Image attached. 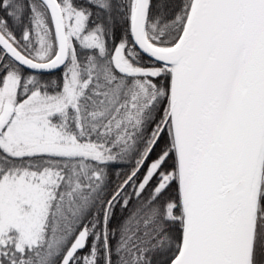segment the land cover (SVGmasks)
Here are the masks:
<instances>
[{"label":"trees","instance_id":"trees-1","mask_svg":"<svg viewBox=\"0 0 264 264\" xmlns=\"http://www.w3.org/2000/svg\"><path fill=\"white\" fill-rule=\"evenodd\" d=\"M58 1L72 4L80 11L85 34L99 39L98 48L76 44L77 50H71L67 66L53 75L27 72L0 49V88L12 68L21 76V89L34 78V87L39 93L52 90V94L65 99L64 90L69 84L66 71L71 70L79 78L70 104L60 114L52 112L50 116H57L51 123L65 133L82 132V136L76 137L79 143L94 146L95 156L83 157L80 162L86 172L92 166L89 170L93 187L85 193L92 191V199L80 213L73 215L69 209L63 218L68 238L65 250L58 257L65 255L71 241L85 228L89 231L88 246L71 264H171L183 242L184 215L174 139L171 129L167 131L170 123L143 168L117 193L139 167L168 116L172 71L135 48L130 29L134 0ZM192 3L193 0H152L147 28L149 40L161 47L174 46L184 30L187 19L183 20L188 17ZM37 5L47 13L48 34L55 51L51 20L39 0H0V31L22 53L43 62L51 60L54 53L52 50L47 60L34 56V40L41 33V30L37 32L40 26L34 15ZM91 74L94 77L82 89V79ZM0 155L4 158L3 163L0 159L1 164L13 165L9 171L0 172V177L33 165L30 156L10 157L1 152ZM154 163L158 164L157 168L146 179V171ZM81 168L79 165L78 169ZM71 173V168L63 169L67 189ZM261 200L264 205V184ZM13 248V245L4 248L10 255H0L2 264H21L23 260L26 264H38L37 248L27 249L23 254Z\"/></svg>","mask_w":264,"mask_h":264},{"label":"water","instance_id":"water-1","mask_svg":"<svg viewBox=\"0 0 264 264\" xmlns=\"http://www.w3.org/2000/svg\"><path fill=\"white\" fill-rule=\"evenodd\" d=\"M39 1L51 20L56 55L36 61L1 31L0 49L27 72L53 75L69 62L67 24L58 0ZM151 4L135 0L131 37L143 56L171 69L169 113L117 195L170 123L184 215L183 242L171 264H250L264 180V0H193L172 47L157 46L147 36ZM12 116L13 109L5 108L0 136ZM88 242L89 231L82 229L60 264H71Z\"/></svg>","mask_w":264,"mask_h":264},{"label":"rangeland","instance_id":"rangeland-1","mask_svg":"<svg viewBox=\"0 0 264 264\" xmlns=\"http://www.w3.org/2000/svg\"><path fill=\"white\" fill-rule=\"evenodd\" d=\"M63 2L61 7L67 23L71 50L76 52V44L98 48L101 44L99 39L85 34L84 19L80 11H77L74 5ZM34 12L40 26L37 32L41 30L40 35L34 40L33 52L36 53L34 56L47 60L54 49L48 34L50 24L41 5H37ZM186 17L187 15L184 22L188 19ZM179 23L181 24L182 20ZM184 24L186 25V22ZM56 52L57 45L52 52L53 57ZM10 69L0 88V116L5 108H12L13 116L0 136V152L10 157L30 156L33 165L24 170L7 172L8 174L0 177V255L2 253L8 255L9 252L4 248L11 245L19 254H23L27 249L37 248L38 264H52L56 261V264H60L63 256L58 255L63 252L68 238L62 220L69 209L73 215L78 214L92 199V191L85 195L87 190L93 187L89 170L92 166L90 165L86 172L81 168L80 162L83 157L95 156L94 146L79 143L76 137L82 136V132L78 135L65 133L51 123L57 116H50L52 112L60 114L70 104L74 92L77 91L79 78L71 70L66 71L69 73L67 82L69 84L64 90L67 94L65 99H60L56 94H52V90L44 92L45 94L35 90L34 78L21 89L19 72ZM149 73L156 74V71ZM91 77L94 75L82 79V89L90 83ZM169 126L168 132L169 129L172 131L171 124ZM0 159L3 163L4 158L1 155ZM79 165L81 169H78ZM157 165L154 163L150 170L146 171V179L155 171ZM12 167V164L0 163V172L9 171ZM54 167L59 168L53 169ZM66 167L72 170L67 182L68 189L63 177V169ZM13 233L16 236H12ZM26 262L23 260L21 264ZM250 264H264V205L261 195Z\"/></svg>","mask_w":264,"mask_h":264}]
</instances>
